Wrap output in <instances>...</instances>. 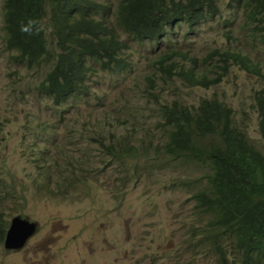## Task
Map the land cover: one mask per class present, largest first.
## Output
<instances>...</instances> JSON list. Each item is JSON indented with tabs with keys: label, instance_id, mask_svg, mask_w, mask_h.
<instances>
[{
	"label": "trees",
	"instance_id": "1",
	"mask_svg": "<svg viewBox=\"0 0 264 264\" xmlns=\"http://www.w3.org/2000/svg\"><path fill=\"white\" fill-rule=\"evenodd\" d=\"M2 1V50L15 67L34 72L35 87L25 84L26 91L47 100L61 123L26 120L28 132L49 136L33 147L38 150L31 162L43 189L64 196L77 192L90 176L108 172L125 186L165 158L180 166L179 174L198 176L173 182L189 194L193 211L188 246L213 256L215 264H264V0H229L224 6L220 0ZM28 19H39L44 31L22 35L19 25ZM209 26L217 37L201 53L180 37L201 36ZM237 29L241 36H234ZM122 35L136 44L152 43V53L170 46L137 84L142 104H155L151 113L157 120L145 133L138 134L133 118L150 113L149 107L126 104L108 111L107 103L89 91L95 69L119 76L133 72ZM247 49H260L261 57ZM233 66L259 82L249 91L250 107L246 101L234 107L216 94L193 106L176 96L164 98L170 88L184 84L211 91ZM13 76L12 85L22 81L16 71ZM23 98L13 91L7 104L16 106ZM83 107L87 116L78 123ZM97 109L104 113L93 120L88 114ZM68 117L73 125L62 122ZM255 117L258 136L249 131ZM61 128H69L65 138L74 141L76 154L61 150L53 159L51 147L61 148L54 145L62 142ZM0 187L5 201L16 194L13 182L0 179ZM10 222L0 215V247Z\"/></svg>",
	"mask_w": 264,
	"mask_h": 264
},
{
	"label": "rangeland",
	"instance_id": "2",
	"mask_svg": "<svg viewBox=\"0 0 264 264\" xmlns=\"http://www.w3.org/2000/svg\"><path fill=\"white\" fill-rule=\"evenodd\" d=\"M227 1L220 0L223 6ZM2 2L0 0V5ZM240 34V29L235 30L234 36ZM180 37L201 53L206 46L213 47L217 35L213 26H209L201 36ZM122 39L128 42L129 48L124 53L135 64L133 72L119 76L95 69L88 84L89 91L107 103L108 111L126 104L149 107L150 113L133 118L140 127L138 134L145 133L157 120L155 113H151L155 104H142L144 101L137 91V84L141 83L140 74L149 71L156 56L166 54L170 46L166 44L154 54L153 47L147 43L136 44L125 35ZM247 52L253 57H261L260 49H247ZM13 71L22 80L15 85H12ZM34 80V72L15 67L0 44V179L13 182L16 189V194L5 201L6 190L0 187V215L11 221L21 214L38 225L35 235L22 250H6L4 244L0 247V264H215L213 256L188 246L193 213L188 205L189 194L173 184L175 179H193L197 174H179L180 166L167 164L165 158L162 162L157 160L156 166L125 186L115 183L113 172H108L102 177L90 176L86 184H80L77 192L64 196L43 189L41 176L31 162L38 150L33 147L42 146V141L49 136L45 132L41 135L39 131L28 132L26 120L35 118L32 124L61 123L47 100L26 91L25 84L35 87ZM258 83L255 77L233 66L222 90L234 107L240 101H246V106L250 107L252 99L247 101V97L251 89L257 90ZM13 91L24 95L23 99L17 100L16 106L7 104L8 95ZM207 95L209 93L189 91L179 85L177 89L170 88L164 98L173 101L177 100L176 96L184 103L195 104ZM103 113L97 109L88 116L94 120ZM85 116L87 108L83 107L78 123ZM237 116L239 120L243 119L242 113ZM71 118L62 122L73 125ZM256 128L255 117L249 131L258 136ZM68 135L69 128L60 129L62 142L54 145L60 144L61 148L51 147L53 159L61 150L76 154L74 141L71 139L73 144H70V139L65 138Z\"/></svg>",
	"mask_w": 264,
	"mask_h": 264
},
{
	"label": "clouds",
	"instance_id": "3",
	"mask_svg": "<svg viewBox=\"0 0 264 264\" xmlns=\"http://www.w3.org/2000/svg\"><path fill=\"white\" fill-rule=\"evenodd\" d=\"M3 3V2H2ZM2 3L0 5V7H2ZM0 22H2V19H0ZM44 31V24L39 20V19H28L26 22H22L20 23L19 25V32L22 34V35H25V36H28V37H32V36H37V35H40L42 32ZM148 45L152 46L154 48V45L152 43H147ZM156 52V51H155ZM154 52V54H155ZM158 56V55H157ZM156 56V57H157ZM232 68H229L228 67V70H227V77L222 79V81H219L217 82L216 86L212 87V90L211 91H208L204 88H190L189 86L185 85L184 86L187 88V90L189 91H194V90H201L203 92H205L206 94L209 93V95L207 96H203L201 97L200 99H198V101L195 103V104H188L189 106H193V105H198L199 101L201 99H206V98H209L210 96H212V94H216L217 95V98L220 100V101H223V102H226L227 104H232V102L228 101V99L225 97L224 95V92L222 90V86L223 84L227 81L228 77H229V74H230V71H231ZM106 72V71H105ZM108 72V71H107ZM245 72V71H244ZM247 73V72H246ZM233 88V87H232ZM232 88H230L229 90L231 91V96L233 98V92H232ZM222 91V92H221ZM178 98V97H177ZM187 104V103H186ZM233 105V104H232ZM21 215V214H20ZM25 218V217H24ZM11 224V222H10ZM10 227V226H9ZM9 230V228H8ZM7 230V231H8ZM7 231H6V234H7ZM6 234H5V238H6ZM35 235V234H34ZM33 235V236H34ZM30 240V239H29ZM4 243H5V239H4Z\"/></svg>",
	"mask_w": 264,
	"mask_h": 264
},
{
	"label": "water",
	"instance_id": "4",
	"mask_svg": "<svg viewBox=\"0 0 264 264\" xmlns=\"http://www.w3.org/2000/svg\"><path fill=\"white\" fill-rule=\"evenodd\" d=\"M37 223L29 221L22 215H17L11 219L9 230L7 231L4 247L6 250H22L26 242L36 233Z\"/></svg>",
	"mask_w": 264,
	"mask_h": 264
}]
</instances>
